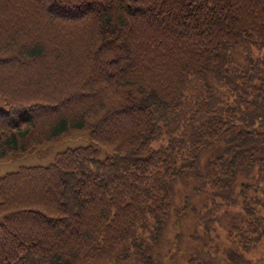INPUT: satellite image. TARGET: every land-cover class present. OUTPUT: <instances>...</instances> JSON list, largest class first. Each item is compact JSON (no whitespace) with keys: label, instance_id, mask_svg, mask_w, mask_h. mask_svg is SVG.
<instances>
[{"label":"trees","instance_id":"16d2710c","mask_svg":"<svg viewBox=\"0 0 264 264\" xmlns=\"http://www.w3.org/2000/svg\"><path fill=\"white\" fill-rule=\"evenodd\" d=\"M0 97V157L94 142L0 176V264H262L264 0H0Z\"/></svg>","mask_w":264,"mask_h":264},{"label":"rangeland","instance_id":"374dc122","mask_svg":"<svg viewBox=\"0 0 264 264\" xmlns=\"http://www.w3.org/2000/svg\"><path fill=\"white\" fill-rule=\"evenodd\" d=\"M0 105L5 106L4 99L0 97ZM94 142L90 138L89 131H81L75 134H72L68 137H65L61 140L38 146L33 149H30L25 152L18 153H8L2 157H0V176L5 173L15 171L22 166H30V165H47L52 162L57 153L66 150L67 148H72L76 146H87L92 145ZM184 196V188L182 185H178L177 187V204L180 205L183 201ZM195 202L200 204V200L198 198L195 199ZM2 215H0L1 219ZM178 220L174 217L167 227L166 232L164 233L162 244L159 247L160 252L163 254L166 253L168 248L171 246V242L174 239L175 235V227L177 225ZM185 221L184 219L180 220V222ZM226 224V222H224ZM222 232V230H220ZM183 243V242H182ZM121 250V249H120ZM191 251V245L188 242H185L179 252L175 255V259L168 261L165 258V264H187V260L189 253ZM262 254L263 259L261 260L262 264H264V245H261L256 251L251 253V255ZM72 264H82V260L75 259L72 260ZM110 264V263H109Z\"/></svg>","mask_w":264,"mask_h":264}]
</instances>
